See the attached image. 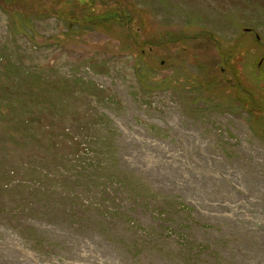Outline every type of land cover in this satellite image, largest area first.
I'll list each match as a JSON object with an SVG mask.
<instances>
[{"label":"rangeland","instance_id":"rangeland-1","mask_svg":"<svg viewBox=\"0 0 264 264\" xmlns=\"http://www.w3.org/2000/svg\"><path fill=\"white\" fill-rule=\"evenodd\" d=\"M11 1L0 264H264V0Z\"/></svg>","mask_w":264,"mask_h":264},{"label":"trees","instance_id":"trees-1","mask_svg":"<svg viewBox=\"0 0 264 264\" xmlns=\"http://www.w3.org/2000/svg\"><path fill=\"white\" fill-rule=\"evenodd\" d=\"M67 4L68 2L65 5L67 6ZM0 5L6 12H8L13 17L15 26L18 31L21 30L22 28H23L22 30H24L26 27L33 28L32 26L33 18L40 16L37 14L34 8L30 7L28 9H25L23 4L18 5V2L14 3L13 1L12 3L11 0H0ZM20 6L23 8L21 9ZM57 14L61 19L66 20L69 23L75 22V20H77V17L73 16L72 14H69L66 7L62 8V11L58 12ZM117 16L119 15L117 14ZM130 22L131 21L128 18L126 23L131 24ZM24 32L27 33L26 31ZM248 35H249L248 39L244 40L242 49L248 55L249 61L250 62L254 61L252 62V65L248 63L251 67H253V70L250 73H248V71L246 70L245 78L243 77L244 79L239 74H237L236 77L237 80L239 76L242 78V82H243L242 86L245 88L246 90L245 93L247 94L246 97L244 98V101L246 102V98L249 99L251 101L249 104L251 106V110L253 111L259 110L260 112H262V115L260 116L261 118L259 117V119L264 121V97H262L261 94L257 92V90L258 91L264 90V60L262 61V59H264V52H263L264 40L262 38V41L259 42V40H257L252 35V33H248ZM236 48L237 47L235 46V50ZM255 48H257L259 51L252 54L251 50ZM248 64H246V67H248Z\"/></svg>","mask_w":264,"mask_h":264}]
</instances>
